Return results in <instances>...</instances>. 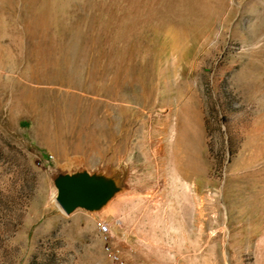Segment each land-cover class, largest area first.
I'll use <instances>...</instances> for the list:
<instances>
[{"label":"rangeland","instance_id":"1","mask_svg":"<svg viewBox=\"0 0 264 264\" xmlns=\"http://www.w3.org/2000/svg\"><path fill=\"white\" fill-rule=\"evenodd\" d=\"M0 264H264V0H0Z\"/></svg>","mask_w":264,"mask_h":264},{"label":"water","instance_id":"2","mask_svg":"<svg viewBox=\"0 0 264 264\" xmlns=\"http://www.w3.org/2000/svg\"><path fill=\"white\" fill-rule=\"evenodd\" d=\"M120 184V177L116 181L114 178L94 181L86 172L79 177L60 175L56 180L57 206L66 216L78 210L92 212L91 210L97 209L105 202Z\"/></svg>","mask_w":264,"mask_h":264},{"label":"bare ground","instance_id":"3","mask_svg":"<svg viewBox=\"0 0 264 264\" xmlns=\"http://www.w3.org/2000/svg\"><path fill=\"white\" fill-rule=\"evenodd\" d=\"M178 95H179V93H178ZM179 97H180V95H179ZM183 115L184 116L186 115V116L184 117ZM183 115H182L181 122L183 123L185 130L182 131V132L180 131L181 132L180 133V137L176 141V144L178 145L177 147L179 148L180 151L183 150V152H186V150L188 148V142H187V144H185V142L189 140V142L197 143L199 141V136L195 132V124H194V121L196 120V122H197V119H195L196 118V111H195V109L192 108V107H188L187 106V107H185L183 109ZM176 120H175V122H176L175 123V127L177 128V126L179 127V121H178L177 118H176ZM187 153H188V151H187ZM156 155H157V152L155 153V156ZM195 161L197 162V158H195ZM75 170H74L75 172H73L71 174L66 173L64 171V173H61V175L62 176L79 177L80 175H82V174L85 173V171H83V170H81L79 168H77ZM86 173H88V172H86ZM89 174H90L91 178L94 181L105 180V179H113V178H114V181H116L118 177L121 178V184H120V186H118L117 188H115L113 190V192H112V195L105 202H103L97 209L91 210L92 211L91 213L100 212L102 210L104 211L105 208L107 207L108 203L111 201V199L114 196H116L118 193L122 192L125 189V181H126V179H128L127 177L129 176L128 175L127 168H125V166H122V168L119 169V170H116L115 169V170L107 171V170H102L101 169V170H98L96 172H92V173H89ZM126 191H128V190H126ZM55 198H57V194H55ZM111 205H112V203H111ZM106 209H108V208H106ZM75 213L76 212H74L72 215H74ZM72 215H70V216H72ZM70 216H68V217H70Z\"/></svg>","mask_w":264,"mask_h":264},{"label":"built area","instance_id":"4","mask_svg":"<svg viewBox=\"0 0 264 264\" xmlns=\"http://www.w3.org/2000/svg\"><path fill=\"white\" fill-rule=\"evenodd\" d=\"M98 226H99V229L103 231V236L105 237V239L108 240V239H113L114 238L113 229H112L113 227H112L111 223L100 222L98 224Z\"/></svg>","mask_w":264,"mask_h":264}]
</instances>
